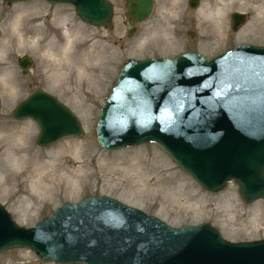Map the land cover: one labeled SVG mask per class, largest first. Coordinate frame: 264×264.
<instances>
[{
    "label": "water",
    "instance_id": "1",
    "mask_svg": "<svg viewBox=\"0 0 264 264\" xmlns=\"http://www.w3.org/2000/svg\"><path fill=\"white\" fill-rule=\"evenodd\" d=\"M46 1L72 4L81 20L112 27L110 0ZM188 4L196 8L199 0ZM154 5L125 0L128 34ZM246 17L233 11L231 28H240ZM31 62L28 54L18 57L22 73ZM11 115L36 122L38 145L83 133L78 115L42 88L19 100ZM95 132L106 150L158 144L209 191L233 179L244 201L263 198L264 45L238 43L210 58L185 51L126 59L100 107ZM16 246L57 263L264 264V237L230 240L209 221L173 226L107 194L64 202L31 226L14 221L0 202V251Z\"/></svg>",
    "mask_w": 264,
    "mask_h": 264
},
{
    "label": "rangeland",
    "instance_id": "2",
    "mask_svg": "<svg viewBox=\"0 0 264 264\" xmlns=\"http://www.w3.org/2000/svg\"><path fill=\"white\" fill-rule=\"evenodd\" d=\"M110 1L111 28L81 20L72 4L0 0V202L14 221L31 226L64 202L107 194L173 226L209 221L230 240L264 237V197L244 201L233 179L209 191L158 144L106 150L95 132L100 107L126 59L184 51L209 58L237 43L264 45V0H234L220 16L210 14L211 2L230 0H199L196 8L187 0H155L152 14L131 34L124 0ZM233 11L247 14L237 30L230 25ZM23 54L32 57L26 73L18 65ZM36 88L78 115L82 135L36 143V122L11 115ZM0 264L86 263L45 261L16 246L0 251Z\"/></svg>",
    "mask_w": 264,
    "mask_h": 264
},
{
    "label": "bare ground",
    "instance_id": "3",
    "mask_svg": "<svg viewBox=\"0 0 264 264\" xmlns=\"http://www.w3.org/2000/svg\"><path fill=\"white\" fill-rule=\"evenodd\" d=\"M234 0L230 1H215L211 2L210 7H212L211 15L220 16L222 13H224L231 5H234ZM234 8V7H233ZM56 62V61H55ZM3 76V75H2Z\"/></svg>",
    "mask_w": 264,
    "mask_h": 264
},
{
    "label": "flooded vegetation",
    "instance_id": "4",
    "mask_svg": "<svg viewBox=\"0 0 264 264\" xmlns=\"http://www.w3.org/2000/svg\"><path fill=\"white\" fill-rule=\"evenodd\" d=\"M136 27V26H135Z\"/></svg>",
    "mask_w": 264,
    "mask_h": 264
}]
</instances>
